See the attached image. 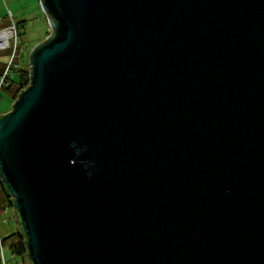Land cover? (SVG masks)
Segmentation results:
<instances>
[{
  "label": "water",
  "instance_id": "95a60500",
  "mask_svg": "<svg viewBox=\"0 0 264 264\" xmlns=\"http://www.w3.org/2000/svg\"><path fill=\"white\" fill-rule=\"evenodd\" d=\"M0 115L29 264H264V0H39Z\"/></svg>",
  "mask_w": 264,
  "mask_h": 264
},
{
  "label": "rangeland",
  "instance_id": "374dc122",
  "mask_svg": "<svg viewBox=\"0 0 264 264\" xmlns=\"http://www.w3.org/2000/svg\"><path fill=\"white\" fill-rule=\"evenodd\" d=\"M7 6L14 17V20L22 26L20 43L24 49H26V53L28 54L26 55V63L28 64L31 51L39 44L45 42L51 35V28L47 16L43 11L39 0H7ZM7 15L8 10L3 0H0V21L3 23L6 22ZM6 61L7 59L2 54L0 57V63L5 64ZM13 92L6 89H3L0 92L1 116L7 115L12 111L13 105L16 101L13 97ZM3 204L4 203L0 200V210ZM8 209L13 210V207L4 208L3 212H1L2 214H0L1 240L14 234L18 228V224L15 222L12 215L9 213L5 214ZM4 256L7 264H29L27 257L21 258L15 256L14 259L13 254L7 250L5 246Z\"/></svg>",
  "mask_w": 264,
  "mask_h": 264
},
{
  "label": "built area",
  "instance_id": "2783aa9c",
  "mask_svg": "<svg viewBox=\"0 0 264 264\" xmlns=\"http://www.w3.org/2000/svg\"><path fill=\"white\" fill-rule=\"evenodd\" d=\"M8 15L6 22L0 21V57L3 54L7 61L0 63V92L13 85L15 76L24 66L26 49L20 43L21 29L14 20L7 6V0H3ZM30 77V75H29ZM3 188L0 180V190ZM7 222V221H6ZM14 256V255H13ZM15 259V256H14ZM0 263L7 264L4 256V246L0 238Z\"/></svg>",
  "mask_w": 264,
  "mask_h": 264
},
{
  "label": "trees",
  "instance_id": "16d2710c",
  "mask_svg": "<svg viewBox=\"0 0 264 264\" xmlns=\"http://www.w3.org/2000/svg\"><path fill=\"white\" fill-rule=\"evenodd\" d=\"M17 24L21 29L22 26H20L19 23ZM20 37H21V34H20ZM26 61H27V57L25 59V62H24L25 64L23 68L16 75L13 81V85H11L9 88H6V90H9L12 92L14 91L13 97L15 100L18 98L19 94L29 86L30 70H29V65L26 63ZM0 197H1L0 200L4 203L0 210V214H2L1 212H3L4 208L13 207V204H12V200L8 197L4 188L0 190ZM2 242H3V246H5V248L9 250L14 256L21 257V258L27 257L26 239L22 235L21 231H17L14 234L10 235L9 237L2 239Z\"/></svg>",
  "mask_w": 264,
  "mask_h": 264
},
{
  "label": "crops",
  "instance_id": "0c3cea01",
  "mask_svg": "<svg viewBox=\"0 0 264 264\" xmlns=\"http://www.w3.org/2000/svg\"><path fill=\"white\" fill-rule=\"evenodd\" d=\"M7 213H9L10 215H12V217L16 220V215H15L14 210H11V209L9 210L8 209L5 214H7ZM17 231H20V227L19 226H18V228H17V230L15 232H17Z\"/></svg>",
  "mask_w": 264,
  "mask_h": 264
}]
</instances>
